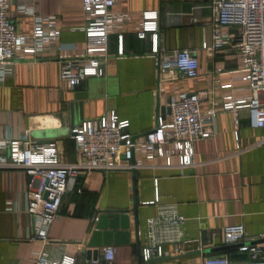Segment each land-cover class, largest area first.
<instances>
[{
	"label": "crops",
	"instance_id": "0c3cea01",
	"mask_svg": "<svg viewBox=\"0 0 264 264\" xmlns=\"http://www.w3.org/2000/svg\"><path fill=\"white\" fill-rule=\"evenodd\" d=\"M20 3L11 0L10 17L19 33L30 35L37 17L24 14ZM37 6L38 17L57 19L61 35L56 45L48 46L44 58L28 56L15 66L12 77L0 82V140L28 137L40 146L54 147L60 165H75L79 155L72 129L84 122H99L112 111L129 121L131 135L140 137L155 127L157 116L168 113L173 94H202V113L226 98L241 106L251 96L247 72L235 50H208L216 19L209 0H116L108 22L105 76L90 78L76 88L61 82L60 61L90 57L83 1L38 0ZM148 12L158 15L159 54L194 52L195 79L179 73L160 75L158 55L151 53V34L144 40L136 37L142 14ZM223 30L233 32L230 27ZM212 131L211 139L193 143L190 167L166 168L156 159L133 173H81L75 189L63 197L59 216L47 230V243L33 240L36 232L27 213L26 172L0 168V264H37L44 251L52 262L69 257L81 264L95 219L113 210L126 211V220L114 223L119 226L115 230L118 244L109 245L116 249L110 264H202L203 257L223 255L242 260L245 256L236 254L235 247L226 246L222 239L224 228L239 225L244 226L249 243L264 248V145L260 144L264 129L252 128L248 111L240 108L217 113ZM156 195L159 205L173 206L185 219L180 240L184 254L144 263L138 251L145 243V222L157 212V205L145 204ZM122 225L127 228L121 230ZM167 249L164 245L163 250Z\"/></svg>",
	"mask_w": 264,
	"mask_h": 264
},
{
	"label": "built area",
	"instance_id": "2783aa9c",
	"mask_svg": "<svg viewBox=\"0 0 264 264\" xmlns=\"http://www.w3.org/2000/svg\"><path fill=\"white\" fill-rule=\"evenodd\" d=\"M82 1L86 17V54L90 57L60 61V80L70 88H76L90 78L104 77L103 65L109 58L108 22L116 0ZM20 2L21 11L37 17V23L32 34L19 33L10 17L11 0H0V82L12 77L15 66L28 56L34 60L44 58L48 46L56 45L61 35L56 18L38 17V0ZM209 5L215 9L216 19L212 24L208 50L218 51L227 47L235 50L247 72L251 92L247 103L234 106V102L226 98L202 113L199 109L202 94H173L168 99V113L157 116L155 127L140 137L131 135L128 132L129 121L121 120L112 111L99 122H84L72 129V139L79 155V162L75 165H60L54 147L40 146L28 137L0 140V168L22 169L28 176L27 213L35 224L33 240L48 242L47 230L59 216L63 197L75 189L83 172H126L141 169L144 162L156 159L162 160L166 168L190 167L193 165V143L214 136L213 118L219 112L244 108L249 113L250 126L264 129V0H209ZM157 17L156 12L142 14L141 29L136 37L144 40L147 34H151V43L154 41L151 53L158 55L161 76L179 73L185 79H195L198 61L194 52L173 50L159 54ZM224 27L232 28L233 32H225ZM118 54H122L121 47ZM235 134L238 142L237 132ZM260 144L264 145V138ZM145 205H157V212L145 222V243L140 247V260L146 263L183 255L180 240L185 219L176 213L173 206L159 205L157 195L153 202ZM222 239L226 246H234L236 254L245 258L234 261L226 255L203 257L202 264H264V248L249 243L251 240L245 237L244 226L224 228ZM164 245L169 249L164 251ZM115 256L114 247L103 249L105 262L112 263ZM75 262L69 257L61 262H52L45 251L37 259V264Z\"/></svg>",
	"mask_w": 264,
	"mask_h": 264
},
{
	"label": "water",
	"instance_id": "95a60500",
	"mask_svg": "<svg viewBox=\"0 0 264 264\" xmlns=\"http://www.w3.org/2000/svg\"><path fill=\"white\" fill-rule=\"evenodd\" d=\"M168 112V109H167ZM131 164H133V161H131ZM133 173L134 170H131ZM47 197V195H46ZM45 197V198H46ZM135 209V205H134ZM126 211H105L103 213V216L101 218H96L95 223L93 225V233L91 236V239L87 243L88 249H84L81 252L82 260L81 264H104V258L99 257L100 249L107 247L111 245V243L118 244L117 242V232L115 230L119 229V226L117 224H114L116 222H120V220H126V216L124 214ZM110 222H107L109 221ZM136 223V222H135ZM127 227L122 225L120 227L121 230L126 229ZM135 233H136V244L137 242V228L135 225ZM108 238V240H106ZM140 254V250L138 251ZM138 254V256H139ZM199 255V253H190L186 254L184 256H194ZM171 257H163L159 259L150 260L149 262H161L165 260H170Z\"/></svg>",
	"mask_w": 264,
	"mask_h": 264
}]
</instances>
